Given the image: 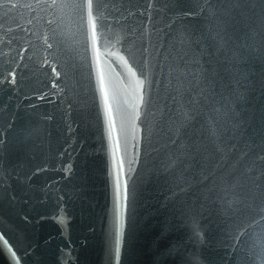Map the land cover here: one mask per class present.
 Returning <instances> with one entry per match:
<instances>
[{
  "label": "water",
  "instance_id": "95a60500",
  "mask_svg": "<svg viewBox=\"0 0 264 264\" xmlns=\"http://www.w3.org/2000/svg\"><path fill=\"white\" fill-rule=\"evenodd\" d=\"M0 264H264V0H0Z\"/></svg>",
  "mask_w": 264,
  "mask_h": 264
}]
</instances>
